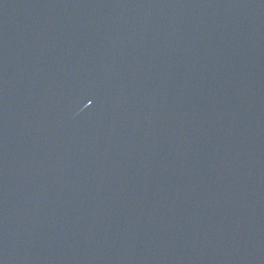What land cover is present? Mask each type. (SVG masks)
Masks as SVG:
<instances>
[{"label": "water", "instance_id": "water-1", "mask_svg": "<svg viewBox=\"0 0 264 264\" xmlns=\"http://www.w3.org/2000/svg\"><path fill=\"white\" fill-rule=\"evenodd\" d=\"M0 264H264V0H0Z\"/></svg>", "mask_w": 264, "mask_h": 264}]
</instances>
